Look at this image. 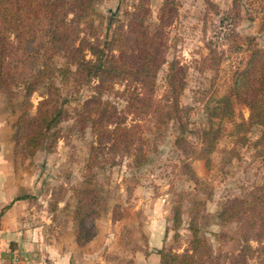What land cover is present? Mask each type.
<instances>
[{
	"label": "rangeland",
	"instance_id": "1",
	"mask_svg": "<svg viewBox=\"0 0 264 264\" xmlns=\"http://www.w3.org/2000/svg\"><path fill=\"white\" fill-rule=\"evenodd\" d=\"M165 1H96V37L99 36L100 42L108 40L118 25L127 23L130 16L126 12L132 11L138 2H143L144 8L150 11L147 21H157ZM170 1L174 13L167 25H162L166 36L162 48L166 63L157 73L156 91L158 95L164 91L169 62L177 60L186 67L180 105L189 108L188 129L196 131L205 123L215 101L228 94L236 73L247 67L251 46L264 49V30L260 28L264 0ZM94 81L89 85L71 82L63 88L71 116L58 125V138L51 149L42 146L33 153L26 150L22 140H12L17 118L27 105H24L26 89L16 87L10 97L0 91V121L9 125L1 127L0 134H9L16 175L28 182L27 188L17 191L18 196L30 198L31 204L25 210L36 211L40 219L52 214L58 227L71 222L78 245L82 244L76 239L77 232L87 236L93 232L94 238L99 225L105 234L104 264L142 263L143 258L134 254L142 243L147 245V254H156L152 260L145 258V264H161V251L191 252L192 225L196 235L219 256L220 263L230 264L225 256L242 253L244 229L240 223L222 224L218 217L222 206L233 198L248 199L251 194L264 199V189L260 187L264 185V150L262 145L260 148L255 145L262 128L235 125L249 118L248 107L234 101V119L214 120L222 134L207 161L190 158L192 155L182 154L175 146L174 136L180 130L175 122L168 123L160 136L145 128L147 161L135 166L129 154L116 155L109 149L107 138L98 136L89 122L82 124L73 114L72 107L81 104L95 90ZM126 87L124 81L116 83L114 78L110 88L104 90V99L122 109L125 102L119 91ZM44 93L45 88L38 86L30 99V112H35ZM124 119L132 123L133 115L126 113ZM192 131L187 140L199 150L202 146L199 133ZM93 145H101L104 151H92ZM92 153L103 162L90 167ZM185 162L188 164L184 165ZM86 182L96 185L93 196L105 199L96 202V198L94 209L101 211L104 206L106 210L80 224L76 217L79 205L90 195L84 192ZM160 230L165 233L163 237ZM250 245L259 247L254 240H250ZM246 253V264H258L255 254ZM19 257L12 251L5 257L4 264H17ZM116 257L120 261H116Z\"/></svg>",
	"mask_w": 264,
	"mask_h": 264
},
{
	"label": "trees",
	"instance_id": "2",
	"mask_svg": "<svg viewBox=\"0 0 264 264\" xmlns=\"http://www.w3.org/2000/svg\"><path fill=\"white\" fill-rule=\"evenodd\" d=\"M96 1L0 0V91L10 97L16 87L26 89L24 105H27L17 118L13 141L22 140L30 153L42 146L51 149L58 138V125L71 116L63 88L71 82L89 85L96 80L92 85L95 90L81 104L72 107L73 114L80 123L89 122L91 130L98 136L107 138L109 149L116 155L129 154L135 166L147 161L145 128L160 136L170 122L180 128L174 136V144L181 153L207 161L222 134L215 127L214 120L234 119V101L249 109V118L236 122V127L260 125L262 131L255 145L258 148L262 145L264 150V49L251 46L247 67L236 73L228 94L220 96L212 105L203 126L192 131L188 129L189 108L180 105L186 67L177 60L169 62L164 91L161 95L156 91L157 73L166 63L162 50L166 36L162 25H167L173 16L172 1L163 3L157 21H147L150 11L144 8L143 2H138L132 11L126 12L130 16L127 23L118 25L113 35L103 42L96 37ZM260 28L264 30V6ZM53 62L55 65L52 66ZM114 78L116 83L124 81L128 86L119 91L125 102L122 109L103 96ZM41 85L45 93L32 113L30 99ZM126 113L133 115L132 123L125 121ZM191 131L199 133L202 144L199 150L187 140ZM91 149L104 151L101 145H93ZM99 162L103 161L92 153L89 166ZM100 167L104 165L101 163ZM95 186L87 182L84 186V192L90 195L79 205L81 208L76 217H79L80 224L106 210L104 206L101 211L94 209L93 202L105 201L93 196ZM260 187L264 189V185ZM218 217L222 224L240 223L244 229L242 253L225 256L230 259V264H246L247 251L255 254L258 264L263 263L264 199L254 194L248 199H230L222 206ZM191 228L194 230L191 252L161 251L160 263L223 264L219 256L213 254L211 246L196 235V228L193 225ZM77 234L76 239L82 245L94 235L93 232L88 236ZM250 240L256 241L259 247L252 248Z\"/></svg>",
	"mask_w": 264,
	"mask_h": 264
},
{
	"label": "crops",
	"instance_id": "3",
	"mask_svg": "<svg viewBox=\"0 0 264 264\" xmlns=\"http://www.w3.org/2000/svg\"><path fill=\"white\" fill-rule=\"evenodd\" d=\"M1 127L9 125L0 121ZM8 135L0 134V264L5 263V257L12 251L20 255L17 264H104L105 234L99 225L92 240L78 245L72 234L71 222L58 227L52 214L40 219L36 211L25 210L31 204L30 198L18 196L17 191L27 188L28 182L16 175ZM143 233L148 239L144 227ZM159 234L161 237L165 235L163 230ZM148 240L151 243V239ZM139 247L134 254L139 259L143 258L140 264H145V258L152 260L156 255L147 254V245L143 243Z\"/></svg>",
	"mask_w": 264,
	"mask_h": 264
}]
</instances>
